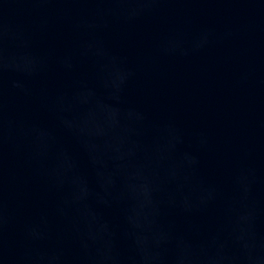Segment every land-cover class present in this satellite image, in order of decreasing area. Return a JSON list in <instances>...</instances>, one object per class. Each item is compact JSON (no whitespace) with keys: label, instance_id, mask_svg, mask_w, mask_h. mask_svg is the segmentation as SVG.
<instances>
[{"label":"water","instance_id":"water-1","mask_svg":"<svg viewBox=\"0 0 264 264\" xmlns=\"http://www.w3.org/2000/svg\"><path fill=\"white\" fill-rule=\"evenodd\" d=\"M0 264H264V0H0Z\"/></svg>","mask_w":264,"mask_h":264}]
</instances>
